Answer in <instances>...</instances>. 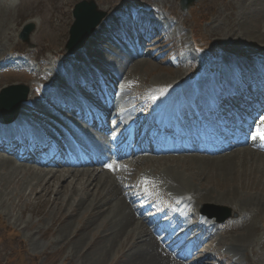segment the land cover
<instances>
[{"label": "rangeland", "instance_id": "rangeland-1", "mask_svg": "<svg viewBox=\"0 0 264 264\" xmlns=\"http://www.w3.org/2000/svg\"><path fill=\"white\" fill-rule=\"evenodd\" d=\"M80 1L82 0H0V63L5 62L4 58H9L11 54H16L20 50L32 58V60H27L26 56V60L23 59L22 62L27 63L29 68L33 69L34 75L38 71V63L46 65L41 68L42 72H50L55 68V65L58 67L59 58L66 56L64 45L68 39L69 27L73 22L72 8ZM244 1L249 0H200L187 12H182L179 9V0H94L97 7L106 11L108 15L97 34L93 35V38L101 36L104 38L106 42L105 45L103 44L104 46L102 45L104 48L99 49V47H95V44H92L94 50L92 52L96 54L99 53V50L112 52L118 47H121L120 51H125L126 47L135 46L133 43L136 40L133 37L139 40L140 37L145 36L144 34H149L147 29L142 28L139 24L135 25L130 19V13H136V15L142 16L144 22H151V25H154L159 32L157 31L156 37L153 38L155 45L147 44V51L151 54V59L144 58L143 54L139 55L147 60V64L143 68L135 70L133 76L128 73L123 78L124 81L128 79L125 83L128 88L123 94L128 96L130 91L141 93L148 88L149 84L157 80H163L161 82L166 83L171 80L173 83H177L180 80L181 84L187 86H194V81L210 80L217 87L219 85L218 78L211 72V68L217 64L222 65L224 76L221 79L225 80L226 75L238 76L232 67L235 62L247 64L246 68H242L240 71L250 67L248 71L241 72V75L248 78V82L240 88L255 95L256 92L253 90L259 88V83L264 81V70H262L264 55L258 57L260 54H264V50H261L260 47L248 50L251 46L249 41L240 31L236 33L237 26L235 24L241 17L239 11ZM261 3L264 4V0H261ZM137 6H141V8H137ZM253 9L252 7L253 14L258 13V9L254 11ZM256 22L257 25L262 23L260 17L256 19ZM29 23L34 25V29L30 33L29 43L26 45L19 41L18 35L23 26ZM116 26L119 27L115 32L112 29ZM131 27L135 29L134 32ZM153 33L154 31L152 36ZM98 34L101 35L98 36ZM120 34L123 39H120ZM121 44L123 45L121 46ZM158 45L161 47L159 53L155 52ZM202 48L210 53L207 54ZM54 55L56 59H52L55 58ZM33 73L30 74L26 71L1 72L0 89L10 84L23 83L28 86L29 94L31 91L35 93V86L41 85L38 81L44 79L47 83L50 79L43 77L44 75L48 76L49 73L39 77L33 76ZM256 74L260 77L258 80L254 78ZM130 78L135 82L134 85ZM123 80H120L121 83L124 82ZM120 84L118 86H114V83L110 85L109 93L120 91L122 87ZM216 89L223 92L222 98L232 91V87H227V90ZM195 90L196 86L191 88V91ZM154 92H149V94ZM33 98L36 99L31 96V99ZM260 99L255 98V102L261 103ZM37 102L41 111H45V108L48 107V104H44L41 100ZM247 105L252 107L248 103ZM193 106L198 107L195 104ZM232 106L235 105L229 103V107L232 108ZM50 109L53 112L61 113L60 107L56 105H51ZM101 110L106 113L109 111V109ZM240 110L243 109L240 108ZM243 112L247 113L244 110ZM63 114L65 117L69 116L68 112ZM110 114L112 115V113ZM110 118L112 119V117ZM229 118L230 122L236 124L233 118ZM249 118H251V114H249ZM62 125L65 124L62 123ZM84 125L90 129L86 131L89 139L85 140L90 142V140L96 139L92 134L95 131L94 128L85 123ZM237 130H240L239 127ZM184 162H180V165L182 163L187 169V171L184 170L187 172L185 174H188V178L185 180L187 188L207 199H198V205L202 201L205 202L199 206L196 204L195 209L190 207L189 213L196 214L199 210H204L209 212L212 217H217L226 215L227 212L221 210L226 209L230 217L225 222L216 224L220 229L214 231L213 240L208 244L206 255H209V259L204 261L203 257L205 256L201 255L197 256V260H200L198 259L200 257L205 264H246L244 261L249 256V260L251 259L255 264H264V198L261 199L264 196V155L241 153L234 160L233 165L227 167L226 170L217 168L216 165L212 167V165L196 163V161L188 163V159H185ZM18 163L24 164L23 167L36 166L33 163ZM15 167L17 168L14 165L12 169L0 171V177H3L0 178V264H126L127 257L125 255L128 254L130 242L122 241L115 244L111 252L103 254L102 249V254L100 253L101 247L105 244V240L102 241L103 245L99 244L102 240L100 238H108L111 231L115 230L112 223H105L104 233L99 231V233L91 234L88 231H83V223L88 222V217L86 214H81L82 210L73 217L67 218L68 210L74 200V197L66 198L70 192H67L68 195L59 193L56 197L44 194L37 197L34 193H30L36 180H31L30 184L33 185L28 184L30 181L29 170L18 169L23 171L24 175L14 174ZM138 171L133 172L132 179L135 177L138 179ZM120 172L122 173V171ZM122 174L127 181L128 178L124 171ZM244 187H247L250 193H256L255 198L258 197L257 199L261 200L255 202L254 205L253 202L251 204V195L246 194ZM36 188L34 189L36 192L42 190L41 186H36ZM140 188H143V185H140ZM151 189V197L157 202L155 204L163 205V200L160 199V196L158 197V195L162 196L163 188L160 187V190H157L155 186L145 185L143 190L148 193ZM69 191H71L70 188ZM28 193L30 194L27 195ZM53 197L56 198L54 203ZM217 199L219 200L215 201ZM218 202L221 205H217ZM144 214L145 217L150 215L149 212ZM247 219L251 220L244 224V220ZM159 221L161 220L154 222L153 227H156ZM67 222L70 223L69 228L60 232ZM250 222L255 226V230H253L250 239L243 238L248 246V254L246 257H237V249L232 247L230 241L240 237L243 233L242 226ZM81 233L84 236L83 240L75 242L74 237L80 236ZM109 240L111 239L109 238ZM185 245L177 248L173 254H180ZM195 258L187 257L181 261L188 264L195 261ZM234 258L240 262L238 263ZM234 261L235 263H233Z\"/></svg>", "mask_w": 264, "mask_h": 264}, {"label": "bare ground", "instance_id": "bare-ground-1", "mask_svg": "<svg viewBox=\"0 0 264 264\" xmlns=\"http://www.w3.org/2000/svg\"><path fill=\"white\" fill-rule=\"evenodd\" d=\"M259 6L261 7L258 8ZM252 7L254 8L253 11L258 9V13L256 12L255 14H253V12L251 11ZM240 9L239 12H241V17L238 18V21L235 24L237 26L236 33L240 31L241 34H243L247 39V41H249L248 43H250L251 46H249L248 50L259 47L261 50H264V4L261 3V0L244 1ZM259 17L262 23L257 25L256 19ZM139 24L142 28L150 31V34L149 38L143 37L142 41L135 44L134 47H126V49L124 48L125 51H120L119 49L121 47H118L117 50H113L112 52H110L109 50L107 52L99 50L98 54L93 53L92 51L94 50L92 44H95V47H99V49H102L104 48L102 47V45H105L106 43L102 36L100 38H93V35H96L97 31L102 27L100 26L96 28L89 41H87L86 45L81 50L76 52L72 57L61 56V58H59V63L63 64V72L57 70L55 71L56 76L54 77H51L50 75L43 76L44 78L47 77L48 79H50L46 83V88L49 85H56L58 93L68 92L71 88V83L69 81L72 77H74V72L71 71L70 67H77V69L80 71V74H83L85 76H88V74H90L89 78H87L89 81H92V83L96 82L97 78H99L100 75L103 77L105 83L103 85L99 84V89L102 91V93L104 92L103 95H99L96 90L88 88V90L92 92V94H90L91 98L88 101L78 94L70 93L71 99L63 103L58 100L57 96L49 94L46 95L45 93L39 92L36 88L35 93H32V91L30 92L26 102L20 103L16 120L10 124H0L1 129L4 126V129H10V133H13L11 131V127H13V125L22 123L21 134H25L27 131V127H25L24 124H28L27 121H32L31 117L36 121L34 122V124H37L39 126H41V123L43 121L48 122L47 125L52 129H49L50 135L56 138V142L53 146L49 147V150L47 149L46 151L50 152V150H52L51 154L53 155L55 154V150L58 149V146H63V156L69 150L74 151L78 156L75 160V165L87 166H82V168H64L62 165L65 164H59L58 162L56 165H53L56 167L45 166V168L42 169H38L35 166L23 167L24 164L20 165L18 163V161H20L19 158L15 156L8 157L0 154V171L8 168L12 169L15 165L17 166V168L15 167L16 172H14V174L17 173L24 175V172L20 170L28 169L30 173V175L28 174L30 177V181L28 184H30L31 180H36V183L34 185L31 183L33 186L31 188V191H29L30 193H34V195L37 197H41L42 194H44L45 196L54 195L56 197L59 193L67 194V192H70L69 196H67L66 198L74 197V200L68 210L67 218L73 217V215H75L76 213H80L79 211L82 210L81 214H86L88 217V222L86 224L83 223V231H88L91 234L94 232L99 233V231H101V233H104V228L106 226L105 223H112L115 227V230L111 231L108 238H100L102 240L99 239L101 241L99 243L100 245H103L102 241L105 240V246H100L101 254L102 249L103 254L105 252L109 253L108 251L111 252V250L114 249L115 244L124 241L126 243L130 242L131 244L130 248L127 251L128 254L125 255L127 257L126 264H183V262L176 259L175 256L170 253V250L173 247L177 246L181 241H183V239L191 237L193 240L191 241L189 248L182 254V257H185L187 254L192 253L193 256H205L203 257V260L205 261L206 259H209V255H206V251L208 250L207 248L209 246V240H213V235L208 236L205 231L200 230V225L198 223H192V216H187L186 218H184L182 216L175 215L171 217L167 209L165 211L158 212L155 206V201L152 200L150 194H148L146 199L149 208L136 205V203L143 202L145 200V197L142 195L139 187L131 183L130 178L133 172L139 170L142 174V182H144L145 184H156L163 188L164 191L173 193V198L177 203H180V206L182 207H186L187 205H189L188 202H192L194 203V207L196 208L201 203L205 202L202 201L198 205L197 200L200 198H206L203 196L200 197V195L198 196L196 193H193L191 189L187 188L185 180L188 178V174H185L187 173V169L182 163H185V159H188V163L196 161V163L206 164L210 166L212 165V167L213 165H216L217 168L226 170L227 167L233 165L232 163L235 159L238 158L241 153L247 152L249 155H264V138H261V136L257 134L258 130L264 132V113L262 114L260 119L249 120L247 125L245 126V130L247 131V133L243 135L238 133L237 135L239 136V139H235L234 144L232 143L231 146L227 147L220 142V145L217 147V152L213 153L212 156L202 155L201 153H199L198 151L203 150L201 149V147H193L192 150L182 151V144L187 141V137L188 139L192 137L191 134L188 133L187 136H180L178 134V139L173 138L172 140H167L163 135L158 138L153 137V133L160 129L166 130L174 123L181 124L180 117H184L187 122H190V120L192 121V118L197 117V112L195 111L197 109H192L193 107L190 102L196 103L199 107V110L202 111L205 116H209L210 113L207 109L208 105L213 102H217L221 103V105L225 107V100L227 101L228 99L222 100L220 97H217L218 91L215 89L214 82L210 80L194 81V86H196V90L194 92L191 91V88L194 86L181 84V82H179L180 80H178L177 83H173L172 80L167 83L161 82L163 80H157L149 84L148 88H146V90L143 92L144 96H151L150 99L145 101L141 107V112L144 114L140 117L139 112L134 113V116H136L135 121L143 120L146 122V125L143 129V132H149L146 142L142 143L141 138L131 140V137H129L133 129L131 123L128 124L120 122L121 126L119 130L115 132L118 120L125 117H127L129 120L133 118V116H131L130 114L129 109L126 107L125 102H136L138 100V96L141 95V93L137 94L136 92L130 91L128 96L126 94H123L126 88H128L126 84L121 87L120 91L109 93V87L110 85H112L111 81L114 83V86H118L121 83L120 80H123V78L128 73L129 75L133 76L135 70L143 68L147 64V60L139 57V55L143 54L144 58L150 60L152 56L148 53L147 47L149 44L155 45V43L153 42V38L156 37L158 30L153 29V27L149 29L150 24L147 25L144 21L139 22ZM118 27L119 26H116L112 30L116 32L118 30ZM153 31L154 33L152 36ZM99 35L101 34H98V36ZM119 36L120 39H123V36L121 34ZM88 50L92 53L89 54ZM160 50L161 47L158 45L155 52L159 53ZM23 53L24 52H21L20 50L16 52V54L18 55H23ZM16 54H11V57H7L6 59L4 58L5 62L0 63V65L10 63L11 58H15ZM263 55L264 54H260L258 57H263ZM91 63L97 64V66H95L94 64L92 65ZM19 65L20 63H15L11 67H18ZM246 66L247 64L245 63L234 62V66L232 67L238 73V77L235 79H232L230 75H226L225 80L221 79V77L224 76L222 73V65L217 64L213 66L211 68V72H213V74L218 78V83L222 88L225 89L227 87H241L242 84L248 82L247 78L241 75V72L248 71L250 67L248 69L240 71V69L246 68ZM11 67L8 71H11ZM262 70H264V68H262ZM1 72L5 71L0 70V73ZM120 73H122V75H120ZM201 73L206 74L205 72ZM254 78L255 80H258L260 77L258 74H256ZM127 80H125V83ZM130 80L133 82L132 85H134L135 82L133 81V79L130 78ZM263 83L264 82H262V84ZM152 91L155 92L149 94V92ZM256 95H260L263 105L264 97H262V95H264V84L262 88H259L256 91ZM31 96H34L36 99H31ZM40 96L44 98L43 103L48 104V107L45 108V111H41V107L38 106L39 103L37 101L40 100ZM118 96L121 97L119 98ZM229 97V101L232 99V101L236 102V98L233 95L229 94L226 98ZM246 98L250 99V97ZM89 102H91L96 110L93 108V106L90 105ZM73 103H79V106L77 107H79L80 109L78 110V112H74L73 118H67L64 119V121L70 129H80L82 131L80 134L81 139H85V136L87 137L86 131L89 130L79 123L80 121L83 122L84 119H88V121H90L91 123H96L95 125L97 127H100L101 129H105L107 131L106 134H101L100 132L94 131L92 134L96 139L90 140L89 143H86L84 151H80L76 147H65V132H62L58 127H55L53 120L44 115V113H53V111L50 109V104L59 105L60 107H65L66 109H71L73 108L71 107ZM152 105L159 107V110L156 112L153 111L152 114H150V118L148 119V116H146L145 114L150 111ZM106 106H112V110L110 111L112 115L109 113L107 117H104V115H101V112H99L98 109H104V107ZM259 107L260 106L254 105V108H256V110L260 111L261 113V111L263 110H261V108ZM103 113L106 114V112ZM225 113L226 111L224 109L218 112V121L222 120L221 116ZM230 115L235 116V113L231 112ZM110 117H112V119ZM157 117L162 121H160L159 123H154V118ZM74 118H76L78 121H73ZM217 126L220 128L219 122H217ZM201 127L203 126L199 125L195 129V132H199ZM134 129L137 128L134 126ZM34 133L36 134L37 131L35 130ZM225 133L228 136V133ZM151 134L152 137H150ZM13 135L14 134H12L11 136ZM0 136H5L4 132L0 131ZM230 137H234V135H231ZM217 139L221 141V138L217 135L211 136L210 142H215ZM26 141L27 142H25L24 144L15 143L14 145L19 148L25 149L33 142V140L27 139ZM130 144H133V146H130ZM136 145L142 146V149H134ZM152 145H156L157 147H159L158 155H152L148 153L144 156L143 152H147ZM207 150L209 151V147H207ZM191 151H194L198 154L191 153ZM111 159H113V162H111ZM180 162H182L181 165ZM72 164L73 163L68 162V165ZM92 165L104 166L100 167V169H97V167H92ZM119 170L126 173L125 175L130 182H127L126 179H124L125 176ZM36 186H41L42 190L40 192H36L34 190ZM69 188L71 189V191H69ZM244 189L246 190V194L251 195L250 200L251 204L253 202V205L255 202H259L264 198L263 196L258 200V197L255 198L256 193H250L247 187H244ZM30 193H28L27 195H29ZM150 193H152V190H150ZM55 197H53V203L56 201ZM218 200L219 199L215 201ZM196 204L197 206H195ZM217 205H221V203L218 202ZM146 209L152 210V217L148 219L143 217L142 215L143 211H145ZM156 217H167L169 219L168 228L170 229L175 223L172 231L163 239L159 238L160 231H157L151 225L152 222L156 220ZM248 220L251 219L244 220V224H246L245 222ZM208 221L214 229L216 225L213 223V219L209 220L206 218V220H203V223L207 224ZM69 224L70 223L67 222L65 226L62 227L63 230L59 231L63 232L64 229H67ZM186 224L190 225L188 230L177 235L176 232ZM161 229H163V227H161ZM242 229L243 233H241L240 237L232 239L230 241L232 247L237 249V257L247 256L248 246L247 244H245L243 238L250 239L253 230H255V226L252 222H250L247 225H243ZM83 237V233H81L80 236L76 235L74 237V240L75 242L82 241ZM109 238L111 240H109ZM168 240H170V244L165 245ZM95 255L97 254L95 253ZM198 259L200 260L196 259L193 264H205L203 260H201L202 258ZM234 259L238 263L240 262V260L238 261L236 260V258ZM235 261L233 263H235ZM244 262L246 264H255L254 261H252L251 259L249 260V256L246 257Z\"/></svg>", "mask_w": 264, "mask_h": 264}, {"label": "water", "instance_id": "water-1", "mask_svg": "<svg viewBox=\"0 0 264 264\" xmlns=\"http://www.w3.org/2000/svg\"><path fill=\"white\" fill-rule=\"evenodd\" d=\"M199 1L200 0H180L179 6L182 11H187ZM104 16L105 13L97 10L93 0L77 3L73 10L74 22L69 29V38L65 44L64 52L73 54L80 49L89 39L91 33ZM33 28V24H28L23 28L19 36V39L23 43L28 42L29 34L32 32ZM6 94H12L16 98L12 105V115H10V118H13L19 102L26 99L27 89L21 86H9L1 91L0 99H3Z\"/></svg>", "mask_w": 264, "mask_h": 264}, {"label": "snow or ice", "instance_id": "snow-or-ice-1", "mask_svg": "<svg viewBox=\"0 0 264 264\" xmlns=\"http://www.w3.org/2000/svg\"><path fill=\"white\" fill-rule=\"evenodd\" d=\"M257 134L260 135L261 138H264V132H261V131L258 130V133H257ZM110 167H111V166H110Z\"/></svg>", "mask_w": 264, "mask_h": 264}]
</instances>
